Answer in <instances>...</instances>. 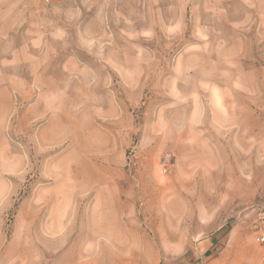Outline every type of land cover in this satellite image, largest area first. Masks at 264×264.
Returning a JSON list of instances; mask_svg holds the SVG:
<instances>
[{
	"label": "rangeland",
	"instance_id": "1",
	"mask_svg": "<svg viewBox=\"0 0 264 264\" xmlns=\"http://www.w3.org/2000/svg\"><path fill=\"white\" fill-rule=\"evenodd\" d=\"M263 207L264 0H0V264H206Z\"/></svg>",
	"mask_w": 264,
	"mask_h": 264
},
{
	"label": "crops",
	"instance_id": "2",
	"mask_svg": "<svg viewBox=\"0 0 264 264\" xmlns=\"http://www.w3.org/2000/svg\"><path fill=\"white\" fill-rule=\"evenodd\" d=\"M257 215V214H256ZM264 227L260 230H251L248 227H240L235 234H226L221 240L225 245L217 256L212 257L206 264H264V242L258 241L259 234L263 233ZM214 238L204 241L206 247L216 246Z\"/></svg>",
	"mask_w": 264,
	"mask_h": 264
},
{
	"label": "built area",
	"instance_id": "3",
	"mask_svg": "<svg viewBox=\"0 0 264 264\" xmlns=\"http://www.w3.org/2000/svg\"><path fill=\"white\" fill-rule=\"evenodd\" d=\"M262 227H264V207L257 212V219L255 223V228L257 230H260ZM257 238L258 241L264 242V231L263 233L259 234Z\"/></svg>",
	"mask_w": 264,
	"mask_h": 264
}]
</instances>
